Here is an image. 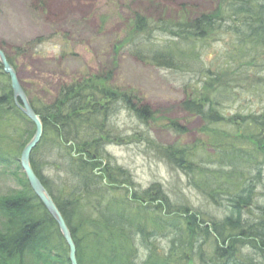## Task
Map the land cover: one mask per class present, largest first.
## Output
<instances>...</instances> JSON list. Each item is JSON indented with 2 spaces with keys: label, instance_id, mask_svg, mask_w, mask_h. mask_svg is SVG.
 Wrapping results in <instances>:
<instances>
[{
  "label": "trees",
  "instance_id": "1",
  "mask_svg": "<svg viewBox=\"0 0 264 264\" xmlns=\"http://www.w3.org/2000/svg\"><path fill=\"white\" fill-rule=\"evenodd\" d=\"M217 5L215 11L198 16L183 9L176 21L150 22L136 13L130 19V32L114 47V52L128 50L157 67L197 74L204 85L198 98L184 107L206 123L207 145L218 155L206 165L195 157L197 147L179 144L167 147L165 155L189 177L192 187L225 210L223 219L214 218L207 227L202 226L205 221L200 223L199 213L175 206L159 184L122 197L117 190L128 189L126 172L102 167L105 143L113 140L105 127L111 106L122 100L145 123L155 116L148 107L138 109L132 95H117L108 79L100 77L65 85L49 103L25 88L45 128L43 142L33 153V169L74 235L79 264H138L140 258L144 260L139 264L264 262V206L255 203L256 191H264V110L247 116L237 112L226 119L217 111L233 97L231 87L247 81L255 82L250 89L264 97V0H219ZM151 33L166 34L169 40L146 42L144 37ZM213 42L225 47L224 71L201 69L199 55ZM8 59L17 70L14 60ZM13 96L11 80L0 64V165L15 167L11 176L22 186L0 195V264H71L69 246L55 220L18 173V157L34 136L35 126ZM21 123L31 129L22 130ZM3 144L17 154L4 152ZM43 150L48 152L45 157L50 158L52 172L64 176H58L60 181L51 182L44 175ZM157 234H164L168 243L164 254L157 251L158 242L149 243ZM144 246L149 253L143 252Z\"/></svg>",
  "mask_w": 264,
  "mask_h": 264
},
{
  "label": "rangeland",
  "instance_id": "2",
  "mask_svg": "<svg viewBox=\"0 0 264 264\" xmlns=\"http://www.w3.org/2000/svg\"><path fill=\"white\" fill-rule=\"evenodd\" d=\"M112 1L111 4L108 0H41L39 4L37 0H0V47L15 60L22 86L43 102L54 101L65 85L100 77L108 79L107 84L117 95H132V104L138 109L148 107L153 111L154 118L145 123L122 100L111 106L105 127L113 140L105 143L102 167L124 169L130 184L127 190H117L122 197L159 184L175 206L199 213L200 223L205 221L202 226L207 227L214 218L223 219L225 210L216 208L192 187L189 177L174 167L165 155L167 147L178 144L197 147L195 157L206 165L212 164L218 155L207 145L209 137L203 134L206 123L184 107L188 100L198 98L204 85L197 74L157 67L141 61L128 50L114 52V47L130 32V19L136 13L150 22L176 21L183 9L193 16L215 11L219 0ZM41 38L44 39L41 44L35 43ZM167 38L166 34L159 33L144 37L146 42L154 43H158V39L168 41ZM224 48L220 42L204 48L199 55L201 69L217 71L216 68H221L224 71ZM254 83L247 81L246 85L231 87L233 97L223 101L217 111L225 119L237 112L244 116L261 113L264 97L259 90L254 94L250 89ZM178 127L183 133H179ZM26 128L31 129V126L21 123V129ZM45 175L51 182L60 181L58 176L64 178L61 172L55 174L52 170ZM19 187L12 176L3 175L0 169V195ZM262 189L256 191L255 201L261 207L264 206ZM157 202L155 208L159 206ZM146 206L152 207L151 204ZM143 216L150 217L146 211ZM149 243L157 244L159 253L168 245L164 234L155 235ZM145 250L149 253L144 246L143 252ZM140 259L138 264L144 260ZM260 263L264 264L262 260Z\"/></svg>",
  "mask_w": 264,
  "mask_h": 264
},
{
  "label": "water",
  "instance_id": "3",
  "mask_svg": "<svg viewBox=\"0 0 264 264\" xmlns=\"http://www.w3.org/2000/svg\"><path fill=\"white\" fill-rule=\"evenodd\" d=\"M0 64L4 68V72L11 79V88L13 89V97L16 101L17 107L35 125V135L25 146L20 160V163H22L23 171L25 172V174H27V178L29 181L28 184H30L34 195L38 196L41 203L45 206L50 215L53 216L56 224L60 227L62 236H64L67 246H69V257L71 264H79L77 257V246L75 244L73 236L71 235L72 233L70 231V228L66 224L65 217L62 215V213L58 209V206L55 204L52 195L49 194L44 184H42L41 180L37 177L30 163V158L33 154V151L41 143V139L44 135L45 130L43 121L40 119V116L35 112V110L32 109L30 100L28 99L25 89L22 87L20 79L18 78L17 71L15 70V68H13L11 63H9L8 57H6V54L1 47Z\"/></svg>",
  "mask_w": 264,
  "mask_h": 264
},
{
  "label": "bare ground",
  "instance_id": "4",
  "mask_svg": "<svg viewBox=\"0 0 264 264\" xmlns=\"http://www.w3.org/2000/svg\"><path fill=\"white\" fill-rule=\"evenodd\" d=\"M12 58V57H11ZM13 59V58H12ZM15 61V60H14ZM11 80V79H10ZM65 87H67V86H65ZM25 89V88H24ZM26 92V91H25ZM26 95H27V93H26ZM30 103H31V100H30ZM31 107H32V109H34L35 110V112L40 116V119L42 120V117H41V115L38 113V111H37V109H35L33 106H32V103H31ZM43 121V124H44V120H42ZM44 130H45V128H44ZM44 135H45V131H44ZM44 135H43V137H42V139H41V143L43 142L42 140H43V138H44ZM41 143L38 145V146H40L41 145ZM3 146L4 147H6V151H4V152H7V153H10L11 155H14V154H17V153H13L14 151L12 150V148H10L9 146H7L6 144H3L2 145V148H3ZM37 146V147H38ZM36 147V148H37ZM35 148V149H36ZM43 148H45V146L43 147ZM23 152V150L21 151V154L19 155V157H18V163H19V167L18 166H16L17 168H19V170H18V173L20 172V174H21V177H24L25 179H26V181H27V184L29 183V181H28V178H27V174H25V172L23 171V168H22V163H20V160H21V157H22V153ZM11 158H12V156H11ZM32 158H33V155L31 156V158H30V163H31V165H32V167H33V163H32ZM48 158H49V156H48ZM44 159L46 160V161H44ZM50 159V158H49ZM2 160V159H1ZM42 160H43V162H44V165L45 166H43L44 167V173L46 174L49 170H51L50 168H51V164H50V162H48L47 161V158L45 157V155H43L42 154ZM0 164H1V161H0ZM0 169H3V175L6 173L7 175H9L10 177H11V173L13 172V171H15V167H12V166H10V164H2V165H0ZM44 174V175H45ZM36 175H37V177L41 180V178L39 177V175H38V173H36ZM46 176V175H45ZM19 177H20V175H19ZM17 185H19V181L17 182ZM20 187L18 188V189H16V190H13V191H11V192H8V193H5L4 195H2V196H5V195H9V194H12V193H14V192H16V191H19V190H21L22 189V186L21 185H19ZM61 212V211H60ZM64 216V215H63ZM56 226L58 227V230H59V233H60V236H62V232L60 231L61 229H60V227L56 224ZM72 233V232H71ZM72 235V234H71ZM73 236V239H74V235H72ZM63 238H64V236H62ZM65 239V238H64ZM75 241V240H74ZM67 244V243H66ZM78 263H79V261H78Z\"/></svg>",
  "mask_w": 264,
  "mask_h": 264
}]
</instances>
